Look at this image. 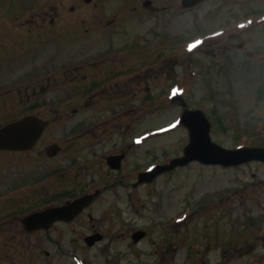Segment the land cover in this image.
Returning <instances> with one entry per match:
<instances>
[{"label":"rangeland","instance_id":"1","mask_svg":"<svg viewBox=\"0 0 264 264\" xmlns=\"http://www.w3.org/2000/svg\"><path fill=\"white\" fill-rule=\"evenodd\" d=\"M145 1L0 0V43L33 35L24 60L0 52V126L29 113L51 121L32 150L0 151V264H264L263 162L192 161L133 184L139 171L181 156L190 141L173 89L206 114L214 142L264 145V0H206L192 9L181 0ZM119 52L129 55L102 66ZM85 61L97 62L82 71L85 85L113 68L151 77L148 89L143 83L129 96L126 106H139L130 132L124 117L73 138L118 107L104 100L73 115L77 99L63 84H78L67 79L76 71L62 68ZM56 65L51 83L34 81ZM21 83L33 85L11 87ZM43 85L51 86L32 91ZM53 143L61 152L50 158ZM120 152L122 169L112 170L106 157ZM95 188L102 194L72 223L24 230V213ZM138 230L146 236L135 242ZM96 233L102 239L88 245L85 237Z\"/></svg>","mask_w":264,"mask_h":264},{"label":"water","instance_id":"2","mask_svg":"<svg viewBox=\"0 0 264 264\" xmlns=\"http://www.w3.org/2000/svg\"><path fill=\"white\" fill-rule=\"evenodd\" d=\"M202 1L183 0V5L191 7ZM145 4L150 5V2L147 1ZM182 122L188 127L191 137L190 144L185 148V155L173 159L169 164L157 165L152 171L140 174V182L151 181L158 174L172 170L177 166L187 165L193 160L223 165H237L249 160L264 161L263 147L230 150L213 142L210 137V123L201 111H186L182 117ZM48 125V121H44L37 116H26L16 122L7 124L0 128V150H30ZM198 125L201 126L197 127ZM58 151V146L53 145L49 149V154L54 156ZM122 158L123 155L112 156L108 159V162L111 167L119 168ZM91 200L92 195H86L66 206L53 207L34 213L23 220L25 228L32 232L41 228L47 229L57 220H73L85 206L91 203ZM143 236L144 232H138L134 235V238L139 240ZM101 238L100 235H94L87 237L86 241L89 245H93Z\"/></svg>","mask_w":264,"mask_h":264},{"label":"flooded vegetation","instance_id":"3","mask_svg":"<svg viewBox=\"0 0 264 264\" xmlns=\"http://www.w3.org/2000/svg\"><path fill=\"white\" fill-rule=\"evenodd\" d=\"M21 24L25 25V22L23 21ZM26 38L29 39L30 37L28 35H24L23 37H18L13 41L7 42L5 45H2L0 43V52L3 55H6L7 53H9L8 59L24 60L27 57L28 52H30L32 49L31 42L27 43V45L25 46V50L19 47L18 42L19 40L23 41ZM10 49L11 51L9 52ZM85 67H86L85 65H81L80 67L76 69L78 70V74H83V77L77 74L71 78L72 80L78 82V84H63V86L65 87H71L70 91H72V96L76 97L77 99L78 105L77 107L74 108L73 115L78 114L80 110L84 111L87 108L89 109L95 103L103 102L104 100L110 102L115 107H117L118 105V107L117 109L113 111L114 117L110 118L105 115V116L100 117L98 121L94 122L92 125H90L89 127L83 130L78 131V128H77L76 131L78 132V135H77V132H74V134H76L73 137L74 139L84 136L90 130H92L93 134H96L100 130H105V129L100 128L99 125H96L97 123L98 124L103 123V125H105L106 128H108L107 124L115 120L117 121L124 117L126 120L125 110L128 107L126 106V104L129 102L130 94H132L135 88L138 89L139 85L140 87H142V84L146 83L151 78L149 77L147 79H144L143 73L140 75H137V73H135L129 76L128 68H113V73L109 74L107 78L106 76L98 77L95 80H93L89 85H85L84 83L87 81L86 77H88V73L82 72L86 70ZM119 73H121V75H119ZM31 85H33V83L32 84H21L19 85L20 86L19 90H22V87L24 86L26 87L25 90H28V89L30 90ZM58 85L60 86V84ZM148 88H149V83L147 82V89ZM46 90H47L46 86L44 85L41 86L40 89H37V86L33 87L32 89L34 93L45 92Z\"/></svg>","mask_w":264,"mask_h":264},{"label":"snow or ice","instance_id":"4","mask_svg":"<svg viewBox=\"0 0 264 264\" xmlns=\"http://www.w3.org/2000/svg\"><path fill=\"white\" fill-rule=\"evenodd\" d=\"M179 91L180 90H178V89H173V95H176V94H178L179 93ZM139 142V141H138Z\"/></svg>","mask_w":264,"mask_h":264}]
</instances>
